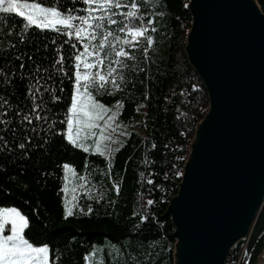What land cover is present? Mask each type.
I'll use <instances>...</instances> for the list:
<instances>
[{
	"label": "trees",
	"instance_id": "obj_1",
	"mask_svg": "<svg viewBox=\"0 0 264 264\" xmlns=\"http://www.w3.org/2000/svg\"><path fill=\"white\" fill-rule=\"evenodd\" d=\"M189 1L143 0L139 14L143 15L145 24L148 19L153 21L156 31L148 33L153 44L148 46L142 40L137 49H126L135 59H126L128 67L118 68L124 75L120 87L113 92L109 84L108 91L113 94L97 96L103 104L120 102L119 121L136 120V128L114 148L110 157L93 151L85 140L87 153L67 140V125L59 121L65 119L73 91V82L68 79L63 83L64 92L57 87L60 102L49 105L56 121L52 132L48 131V124L34 121L39 135L34 136L27 150L18 148L19 136L13 140L11 133L6 134L12 141L9 145L12 150L4 151L0 146V207H15L27 217L25 238L34 246H49V264H100L101 261L103 264H173L174 224L164 214L170 199L178 192L196 126L209 107L204 83L185 52L192 23ZM258 1L264 10V0ZM129 2L123 0L124 4ZM63 7L85 6L82 2L74 5L65 2ZM117 11L123 13L128 9L122 7ZM4 15L9 16L8 23L12 24L8 30L11 38L0 31V45L11 51L9 45L17 43L25 22L15 14L0 13ZM25 36L27 41L19 45V50L49 66L58 57L59 48L74 80L68 57L74 51H82L74 36L35 26L29 27ZM69 40L77 44V49L66 43ZM145 47L147 52L143 51ZM19 63L16 62L17 67ZM25 71L19 69L18 75ZM54 79L58 84L59 78ZM17 84L18 92L10 89L15 93L12 103L23 106L25 87L19 80ZM3 87L0 85V89ZM0 95L5 93L0 90ZM4 129L5 125L0 124V134H5ZM64 164L76 170L72 178L77 182L78 196L72 216L65 214ZM148 200L153 203L148 204ZM106 241L113 247L114 262L110 247L104 249V258H99V245ZM263 252L264 203L249 237L233 247L226 264H264L260 261Z\"/></svg>",
	"mask_w": 264,
	"mask_h": 264
},
{
	"label": "water",
	"instance_id": "obj_2",
	"mask_svg": "<svg viewBox=\"0 0 264 264\" xmlns=\"http://www.w3.org/2000/svg\"><path fill=\"white\" fill-rule=\"evenodd\" d=\"M185 52L209 107L169 201L173 264H226L264 203V10L258 0H190Z\"/></svg>",
	"mask_w": 264,
	"mask_h": 264
},
{
	"label": "snow or ice",
	"instance_id": "obj_3",
	"mask_svg": "<svg viewBox=\"0 0 264 264\" xmlns=\"http://www.w3.org/2000/svg\"><path fill=\"white\" fill-rule=\"evenodd\" d=\"M65 2L73 5L82 2L85 7L64 8ZM142 5L143 0H130L128 4H124L123 0H0V13L15 14L25 22L17 43L9 45L11 51L0 45V61H3L0 64V85L4 86L0 90L5 93L0 95V109H4L0 112V117H12L0 119V124L5 125V134H0L2 150H12L9 147L12 141L6 138L7 133H11L13 140L19 136L18 148L27 150L34 136L39 135V128L34 121L48 124V131H53L56 121L52 118L53 113L49 105L60 102L61 97L56 94V90L59 87L60 92L65 91V79L73 82L70 104L64 113L65 119L59 121L67 125V140L87 153L89 148L85 146L84 140L89 133L96 137L95 130H99L95 146L97 151L100 150L101 141L110 139L105 132L110 126L109 121L114 120V117L106 115L110 109L101 103L97 96L112 95L120 87L124 75L118 68H127L125 60L135 59L133 53L126 49H137L142 40L146 41L148 46L153 44V39L148 33L149 30L155 32L156 29L152 26L151 19L145 24L143 15L139 14ZM122 7H126L128 11L118 13L117 10ZM8 21V15L0 16V31L11 38L8 30L12 28V24ZM113 25L116 27H110ZM31 26L40 30H51L59 35L74 36L82 45V51H74L68 57L74 69V80L66 69V58L59 48L56 50L58 57L49 66L37 61L34 55L19 50V45L26 43L25 33ZM52 43L55 44L56 41L53 40ZM66 43H71L72 49H77L76 43L70 40ZM147 50V47L143 49L144 52ZM17 61H20L18 67ZM19 69L26 71L18 75ZM56 77L59 78L58 84L54 79ZM17 80L25 87L23 106L12 103L15 93L10 92V89H16L18 92ZM50 81L53 83H49ZM109 84L113 92L108 91ZM119 104L118 101L117 105ZM47 142L46 140L45 143ZM63 167L69 169L68 164ZM177 175L181 173L177 172ZM148 183L151 184L152 181L149 180ZM63 191L67 192V188ZM116 191L119 192V185H116ZM147 203L152 204L153 201L148 200ZM88 211H92L91 207ZM65 214L73 215L72 207L67 201ZM8 225L10 234L6 235ZM28 226L27 217L17 208L0 207V264H49V246L45 244L36 247L30 243L24 235ZM100 264H103V261Z\"/></svg>",
	"mask_w": 264,
	"mask_h": 264
},
{
	"label": "rangeland",
	"instance_id": "obj_4",
	"mask_svg": "<svg viewBox=\"0 0 264 264\" xmlns=\"http://www.w3.org/2000/svg\"><path fill=\"white\" fill-rule=\"evenodd\" d=\"M104 105L110 109V111L106 115L114 117V120L109 121L110 126L106 129V132H105V134L109 136L110 139L101 141V148L99 151H97L96 146H95V140L99 136V130H95L96 137H93L89 133L87 139L85 140V143L89 145L88 147H92L93 151L102 153L105 156L110 157L114 148L117 147L120 143H122L129 136L132 129L136 128L134 125L136 123V120L128 122V123L121 122L118 119L119 113L121 111V105H117V104L115 105L104 104ZM81 135L83 136L84 133L82 132ZM65 173L67 176V182H66L67 192L65 193L64 198H65V202L67 201L69 206L72 207V211H73L76 206V199L78 196L77 182L75 178H72V176L76 173L75 167L72 165H69V169H65ZM7 229H10V225L6 226V231H5L6 235L10 234V232ZM36 247H39V246H36ZM106 248H109V253L111 255V261L114 262V253H113L114 250H113V247L110 246L108 241L99 245V249H100L99 258H104V249ZM260 261L264 263V252L260 258Z\"/></svg>",
	"mask_w": 264,
	"mask_h": 264
}]
</instances>
